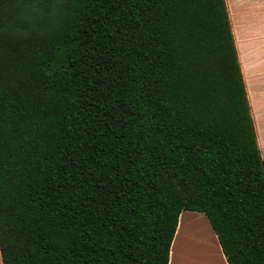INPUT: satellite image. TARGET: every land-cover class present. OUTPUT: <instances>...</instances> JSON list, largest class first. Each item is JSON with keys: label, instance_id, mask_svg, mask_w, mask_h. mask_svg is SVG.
<instances>
[{"label": "trees", "instance_id": "trees-1", "mask_svg": "<svg viewBox=\"0 0 264 264\" xmlns=\"http://www.w3.org/2000/svg\"><path fill=\"white\" fill-rule=\"evenodd\" d=\"M53 1L0 0L2 264H169L182 210L264 264L225 1Z\"/></svg>", "mask_w": 264, "mask_h": 264}, {"label": "crops", "instance_id": "crops-1", "mask_svg": "<svg viewBox=\"0 0 264 264\" xmlns=\"http://www.w3.org/2000/svg\"><path fill=\"white\" fill-rule=\"evenodd\" d=\"M224 1L254 126L256 143L260 156L264 158V0H252V3L251 0ZM247 34L253 36L242 41L241 37ZM182 215L187 224L193 219H198L196 213L182 210L178 216L177 230ZM173 252L172 249V254ZM220 253L223 256L221 249ZM224 261L227 263L225 258ZM0 264H2L1 255Z\"/></svg>", "mask_w": 264, "mask_h": 264}, {"label": "rangeland", "instance_id": "rangeland-1", "mask_svg": "<svg viewBox=\"0 0 264 264\" xmlns=\"http://www.w3.org/2000/svg\"><path fill=\"white\" fill-rule=\"evenodd\" d=\"M44 6L51 10L54 6V1L44 0ZM249 36L253 35L242 36L241 40H246ZM185 211L196 213L199 220L193 219L187 224L183 220V215L181 216L178 233L172 247L174 252L169 264H226L224 257L221 256L220 245L215 237L216 235L214 236L204 214L194 210Z\"/></svg>", "mask_w": 264, "mask_h": 264}, {"label": "bare ground", "instance_id": "bare-ground-1", "mask_svg": "<svg viewBox=\"0 0 264 264\" xmlns=\"http://www.w3.org/2000/svg\"><path fill=\"white\" fill-rule=\"evenodd\" d=\"M179 240V239H178Z\"/></svg>", "mask_w": 264, "mask_h": 264}]
</instances>
